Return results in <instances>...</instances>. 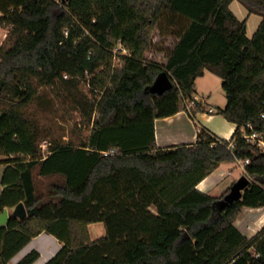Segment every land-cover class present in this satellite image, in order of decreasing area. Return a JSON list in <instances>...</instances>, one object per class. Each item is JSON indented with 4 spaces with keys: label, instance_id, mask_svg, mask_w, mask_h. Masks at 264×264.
Listing matches in <instances>:
<instances>
[{
    "label": "trees",
    "instance_id": "obj_1",
    "mask_svg": "<svg viewBox=\"0 0 264 264\" xmlns=\"http://www.w3.org/2000/svg\"><path fill=\"white\" fill-rule=\"evenodd\" d=\"M233 1L0 0V214L27 210L0 227V264L42 234L64 245L47 264H264V227L249 239L235 226L243 209L264 208V153L243 138L248 124L264 131V0H237L262 18L252 38ZM207 72L222 81L232 139L196 125L195 144L159 149L155 121L185 111ZM162 75L171 87L160 94ZM45 91L90 128L79 145L41 125ZM203 110L187 113L196 122ZM237 160H250L241 200L223 207L228 194L197 189ZM36 177L58 181L39 195ZM97 223L106 235L93 241Z\"/></svg>",
    "mask_w": 264,
    "mask_h": 264
},
{
    "label": "crops",
    "instance_id": "obj_2",
    "mask_svg": "<svg viewBox=\"0 0 264 264\" xmlns=\"http://www.w3.org/2000/svg\"><path fill=\"white\" fill-rule=\"evenodd\" d=\"M237 0H234L231 4V10L233 13L240 19V20H247L249 21L251 16L245 7L241 5L238 1V6L236 10H233L234 3ZM243 8L245 10H243ZM238 12V13H237ZM2 16L0 12V17ZM245 18V19H244ZM261 18V17H260ZM261 20L258 21V27ZM258 27L254 31L256 33ZM8 31L0 26V48L2 47ZM254 34H249V38H252ZM211 74L209 72L206 75ZM205 75V76H206ZM213 75V74H212ZM194 98L202 101V107L204 110L197 114L196 122H194L189 114L185 111H181L177 115L166 118V119H159L155 121V138H156V145L159 149H166L172 148L182 145H193L197 141L198 130L197 126L199 125L200 128H205L211 134H213L219 140L230 141L235 134L237 126L233 123L228 122L222 115L218 113L219 109L213 107L212 104H208V102L203 99L201 100L196 93L193 95ZM225 108V107H224ZM213 109L214 114L209 113V110ZM223 109V108H220ZM4 157L0 156V161L4 160ZM237 163V162H236ZM231 163H224L222 164L210 177L204 180L197 189L204 194L209 195L212 198H218L222 196L227 190H229L235 182V178L233 177L234 173L231 171V168L227 167ZM238 165V163H237ZM239 166V165H238ZM7 165L0 164V198L5 190V186L3 185V177L7 170ZM240 167V166H239ZM242 170V169H241ZM242 174L244 176V171L242 170ZM203 188H200V187ZM231 190V189H230ZM12 210V209H9ZM246 210L247 213L253 214L256 213L255 219L249 220L251 217L245 216L242 220V227L241 229L237 227V222L235 223L236 228L238 231L245 237L251 239L257 233H259L262 228L264 227V208L262 209H243ZM152 211H155L152 209ZM258 213V214H257ZM249 222V224H248ZM239 224V223H238ZM242 228L244 230L242 231ZM90 236L93 241L98 240L106 235V229L103 223L93 224L89 227ZM63 244H61L57 238L52 235L42 234L29 245H27L12 261L10 264H17L21 261L27 254L36 250L40 253V258L34 264H47L53 257L58 254V252L63 248Z\"/></svg>",
    "mask_w": 264,
    "mask_h": 264
},
{
    "label": "rangeland",
    "instance_id": "obj_3",
    "mask_svg": "<svg viewBox=\"0 0 264 264\" xmlns=\"http://www.w3.org/2000/svg\"><path fill=\"white\" fill-rule=\"evenodd\" d=\"M233 10H236L235 6H238V2L234 3ZM243 10H245L243 8ZM245 12H247L245 10ZM238 13V12H237ZM246 13L245 18L247 17ZM244 18V19H245ZM261 20L260 16L252 15L248 21V31L249 34H254V31L258 27V21ZM255 29V30H254ZM116 61V60H115ZM46 98L49 100V105H43L40 108V119L41 125L45 127L47 132L52 138L60 141L61 143H68L69 140H73L77 145L80 144L81 139L87 138L89 136L90 128L83 123L82 116L79 112L72 109L71 105L65 103L62 99H57L55 94L50 91H45ZM196 95L201 99H205L208 104H212L216 109L224 108L227 105V98L224 90L222 89V81L215 75L208 74L197 81ZM48 143H52L51 139L45 140ZM43 141V142H45ZM42 142V143H43ZM41 143V144H42ZM50 152L44 154L41 149V155L46 157ZM230 167L233 171L236 181H238L242 176V170L237 165V163H231L227 165L226 168ZM58 181V178H41L36 177V184L38 188L39 195H46L49 192V186ZM235 181V182H236ZM233 182V184L235 183ZM232 184V185H233ZM231 189V188H230ZM230 189L227 190L222 196L229 194ZM220 196V197H222ZM218 197V198H220ZM258 214V213H257ZM251 217L249 220L255 219L256 213L250 214L246 210L242 211L237 218V227L241 229L242 220L245 216ZM239 223V224H238ZM249 224V222H248ZM244 228H242V231Z\"/></svg>",
    "mask_w": 264,
    "mask_h": 264
},
{
    "label": "water",
    "instance_id": "obj_4",
    "mask_svg": "<svg viewBox=\"0 0 264 264\" xmlns=\"http://www.w3.org/2000/svg\"><path fill=\"white\" fill-rule=\"evenodd\" d=\"M63 3L68 0H61ZM171 87L170 83L166 80L165 75H162L155 84V91L162 94L165 90ZM3 89V81L0 79V94ZM251 185V180L247 176H242L231 187L230 193L225 196L223 201V207L233 204L235 201H239L243 197L244 191ZM27 218V210L23 203L18 204L12 210L5 209L0 214V227L6 226L11 219H19L21 221Z\"/></svg>",
    "mask_w": 264,
    "mask_h": 264
},
{
    "label": "built area",
    "instance_id": "obj_5",
    "mask_svg": "<svg viewBox=\"0 0 264 264\" xmlns=\"http://www.w3.org/2000/svg\"><path fill=\"white\" fill-rule=\"evenodd\" d=\"M114 54H115V57L117 60V54L116 53H114ZM124 54H126L125 51H124ZM117 62H118V60H117ZM201 103H202V101H200L194 97L192 98L191 101L185 100L184 101L185 112L191 111V109L193 107H195L196 105H202ZM209 113L214 114V110L210 109ZM262 119L264 120V114L262 115ZM246 129H247V132L244 133L243 138L246 140V142L254 145L258 150H260L261 153H264V131H262V132L259 131L252 124H248ZM50 146H51V144L48 143L47 141L43 142L40 145L44 154L49 152ZM105 155H108V153H105ZM237 163L245 173L246 166L248 164H250V160H237Z\"/></svg>",
    "mask_w": 264,
    "mask_h": 264
},
{
    "label": "bare ground",
    "instance_id": "obj_6",
    "mask_svg": "<svg viewBox=\"0 0 264 264\" xmlns=\"http://www.w3.org/2000/svg\"><path fill=\"white\" fill-rule=\"evenodd\" d=\"M200 188H203L202 186Z\"/></svg>",
    "mask_w": 264,
    "mask_h": 264
}]
</instances>
